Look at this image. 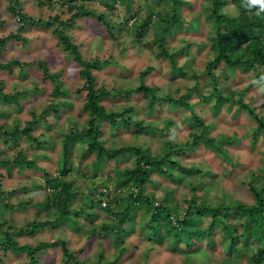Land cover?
I'll return each instance as SVG.
<instances>
[{
    "label": "rangeland",
    "instance_id": "1",
    "mask_svg": "<svg viewBox=\"0 0 264 264\" xmlns=\"http://www.w3.org/2000/svg\"><path fill=\"white\" fill-rule=\"evenodd\" d=\"M69 3L68 0H18L15 6L12 0H0V38L4 39L10 35L7 40L0 41V61L3 63L16 59L21 61V64L12 63L8 68L0 69L2 130H11V125L16 123L23 127L31 117L32 111L40 113L50 101L55 104L44 119H39L38 124L30 130V137L23 132L19 133L15 139H11L10 135L0 134V149L3 152L1 157L11 158L15 149H21L27 157L35 159L40 167L42 166L50 173H56L63 160L61 141L64 134L71 127L80 128L88 117V113L80 110L85 96L84 90H77L83 83L79 75L80 66L73 60L69 50L61 45L54 30V27L59 30L58 28L61 27L59 22L74 12V9L71 12L67 10ZM74 3H81L95 15L77 18L71 28L63 27L62 29L70 37V41L78 45L84 58L98 57L100 61H108L103 63L100 69L93 70L98 85L103 84L108 89L125 90L133 89L142 80L147 84L156 85L158 94H182L186 90L185 78L173 80L169 59L158 55L157 43L153 41L154 26L156 22H159L160 17L176 14L181 19V23L172 25L171 34L166 36L164 47L175 54L177 66L181 67L183 73L192 71L191 73L195 72L199 75L197 86L199 93L212 91V84L207 83L209 75L203 71L205 63L212 56L209 51V38L215 32L212 18L207 16L210 12L209 0H178L179 5L174 7L170 6V0H74ZM13 5L15 12L10 10V6ZM150 9L153 12L151 20L146 25H142L141 21ZM235 10L231 0H227L220 12L236 16ZM18 13L33 16L36 19L33 22L23 20ZM54 16H57V19L52 20ZM97 16L101 19H97ZM45 20H49V24L45 23ZM16 33L20 36L16 37L14 35ZM147 65L152 66V70L143 79L139 78L140 71ZM42 66H45L47 71H44ZM218 66L219 68L216 67L214 70L220 79L218 87L234 100L222 102L220 115L218 114L220 120L211 127V131L216 137L227 135L233 140L235 139L233 136L236 137L231 144L223 145L225 147L223 149L231 156V162L223 159L221 155H216L200 143L178 156L179 165L182 168L195 167L199 171L190 170L184 173L181 181L173 180L167 175L162 177L152 174L153 180L145 184L144 191L150 192L156 203L164 198L168 200V203L177 201L182 209L180 217L183 216L186 205L184 199L190 197L192 186L196 194L202 196V200L212 205L220 202L227 203L233 199L251 203L253 201L251 191L244 180L250 173L256 176L264 173V138L260 136L262 132H259L260 135L254 137L255 140L252 142L251 132L257 122L245 109L240 110L236 107L238 105L236 98L242 94L245 102L251 105L256 104L257 114L264 112V94H258L246 83L251 78L250 74L255 75L256 72L251 68L246 72L239 67L236 73L231 75L230 71H225L227 67L222 63ZM261 71L264 74V67ZM52 78L54 80H51ZM187 81L192 83L194 80L188 76ZM54 84L60 85L58 86L60 92L55 95L52 94ZM239 90L241 91L237 94ZM16 91H21L17 103L6 100V93ZM197 91H190L187 100L189 103H195L194 112L198 116L211 122L213 114L209 107L212 96L205 98L202 103H197ZM102 103L106 109L114 110L116 113L126 107L134 106L145 123L154 125V130L151 128V132L148 130L147 134H139L136 138L132 134L131 125L129 128L119 127L115 130L111 128L109 121L105 120L101 127L102 135L98 136L104 144L145 141L149 143L152 150L161 152L165 139L171 140L169 137L173 130L176 133L173 142L180 143L189 138L188 133L191 128L188 127L190 113L187 108L173 106L165 101L159 103L158 100L152 116H148L142 98H138L131 91L112 94ZM53 107L57 109L54 110ZM171 117L177 121V125L166 126L165 130H161L162 122ZM75 136L70 151L72 171L71 174L66 175V178H70L78 190L74 204H80L82 201L80 198L86 200L85 193L104 188L102 181L106 180L107 174L111 176L108 193L112 195L115 191H121L122 187H113L112 181L115 176L107 168L112 166V162L120 169L130 167L133 165L132 158L129 155L119 156L117 161L106 163V169L98 170L94 175L91 166L85 165L89 159L83 155L81 140L77 135ZM5 139L7 143L3 142ZM10 169L8 172L4 167H0L2 188L7 192V201L13 206L9 211H4L0 204V234L5 228L14 229L24 225L30 228L27 224L33 219L52 220L53 217L46 216L43 212L37 214L36 206L27 201L30 196L33 197V201L41 198L36 193L40 186L34 178L42 181L43 171L26 168L18 171L17 167ZM260 185L259 183L258 186ZM127 193V190L121 191L125 199L124 203H128ZM118 208H120L119 205L115 209L119 211ZM140 211L143 212V209L140 208ZM84 215L83 213L81 217H75V220L80 221ZM242 216L247 217L239 211L236 216L229 217L232 220L229 226L236 229L233 231L238 240L236 245L242 243L247 236L246 233L239 236L248 230L242 222L246 217ZM113 217L114 215L109 211L97 209L92 218L93 221L85 218L84 223L76 222L75 225H71L52 220L51 223L37 226L34 230L30 228V232L27 230L21 233L15 232L13 239L19 243L32 245L39 241H57L54 245L46 246L43 251L36 253L37 264H73V260L66 259L62 255L59 239L64 238L68 248L74 251L79 260L91 261L99 252H103L106 258L111 259L116 252L112 233L97 229L94 234H90L89 229H92L94 225L112 221ZM193 217L196 219L198 215L194 214ZM138 218V216L134 217V219ZM210 220L207 214L201 217L199 220L201 227L207 228ZM7 222L11 223L10 228ZM142 223L148 227L150 221ZM256 225L259 224H251L252 227ZM261 226V231H264V221ZM129 229L130 232L122 244L126 249L115 264H182L183 262L220 264L223 257L228 256L229 253L233 264H245L250 261L249 255L256 243L254 230H248L250 245L246 247L247 250L241 251V257L230 249V247L234 249V246L229 244L228 237H223L221 225H218L216 231L209 235L210 237L198 236L194 237L195 241L186 238L173 242L170 237L162 238L152 232L144 234L131 221ZM155 238H161L160 242ZM153 245L155 248H150ZM27 256L25 252L14 253L10 248L7 250L0 248V264H32Z\"/></svg>",
    "mask_w": 264,
    "mask_h": 264
},
{
    "label": "trees",
    "instance_id": "2",
    "mask_svg": "<svg viewBox=\"0 0 264 264\" xmlns=\"http://www.w3.org/2000/svg\"><path fill=\"white\" fill-rule=\"evenodd\" d=\"M14 5L18 4V0H12ZM69 6L67 10L71 13L66 19L61 20V27L56 30V38L60 41L64 48L68 49L69 53L73 55V60L80 66L79 75L83 79V83L77 88L78 91L84 90L85 96L82 101L81 111L88 113V117L80 128L71 127L69 131L64 134L62 139V156L60 165L57 168L56 173H50L42 166L40 167L36 160L27 157V155L21 149H15L14 155L9 157H1L3 152L0 149V167H4L8 172L10 168L17 167L20 171L24 168L26 169H40L43 171L42 181L38 178L36 181L40 186L37 194L41 198L32 200L33 197H28L27 201L32 203L37 208V214L43 212L46 216L53 217L52 220H57L61 223H67L75 225L76 222L84 223V219L87 218L89 221H93V216L97 212V209L109 211L114 215L112 221H107V223H101L100 225H94L92 229H89L90 234H94L98 229L107 231L106 233H112L113 245L116 248V252L113 258L109 259L104 256L103 252H99L96 258L91 261L79 260L76 258L74 251L70 250L67 246L66 239H59L60 246L62 249V255L66 259L73 260V264H115L118 257L125 251L126 247L123 246L124 238L130 232L129 225L130 221L132 224L141 229L145 234L147 232H152L155 235H160L162 238L170 237L173 241H179L186 238L195 241L194 237L207 236L210 237L213 232L216 231L218 225H221L223 237H228L229 244L234 246V254H239L241 256V251L247 250L249 247V235L250 231L254 230V235L256 236V243L253 250H251L249 255V260L245 264H262L264 261V231H261L262 221H264V173L262 175H257L250 173L248 178L245 179L249 191H251L253 201L251 203H246L242 200L233 199L229 202H220L219 204L212 205L202 200V196L196 194L194 186L190 188V197L185 198L183 216L180 217V212L182 209L177 201H172L168 203L167 199H162L159 203H156L154 196L150 192H146L145 184L152 181V174H156L164 177L177 179L181 181L183 174L189 172L190 170L199 171L195 167H181L178 156L186 153L187 150H191L198 144L203 143L206 148L208 147L216 155H221L223 159H227L231 162V156L229 153L223 149L225 148L224 143L231 144L233 140L231 136L220 135L217 137L212 134L211 127L215 125L217 120H220V109L222 107V102L224 100H229L232 102L234 99L224 93L221 88L218 87L219 76L215 73V68H219V64L222 63L230 71L231 75L236 73L239 67L244 71L248 69H253L256 72V77L258 78L262 75L261 69L264 67V14L256 16L249 13L247 10L241 7V0H231L236 9H239V15L231 16L220 12V9L227 0H209V10L207 16L212 18L213 26L215 27V32L212 37H210L209 51L212 56L207 60L204 65L203 71H206L209 75L207 83L212 84V91L208 93H199L197 91L198 78L199 75L192 71L183 73L181 67L177 66L175 54L170 52L166 47H164L166 36L171 34L172 25L175 23H181V19L178 18L176 14L172 16L162 15L159 22L155 23L154 26V36L153 41L157 43L158 55L168 58L171 67L170 72L172 78L179 79L185 78L186 90L179 95L170 94H158V87L156 85L147 84L144 81L140 82L133 87V89L128 88L116 90L114 88L108 89L103 84L98 85L96 83V78L93 70H98L102 67L103 63L108 62L100 61L98 57L95 58H84L78 49V45L70 41V37L63 31V27L71 28L75 24V20L86 15H95L93 11H88L81 3H74V0H68ZM41 4V3H39ZM10 6V10L15 12V8ZM178 0H170V6H178ZM90 13V14H89ZM23 20H29L33 22L36 18L33 16L18 13ZM153 12L150 9L146 17L141 21L142 25H146L151 20ZM97 19H101L97 16ZM57 19L54 16L52 20ZM81 19V18H80ZM102 23L104 21L100 20ZM45 23L49 24V20H45ZM105 24V23H104ZM108 24V23H107ZM109 25V24H108ZM19 37L18 33L14 34ZM10 35L6 36L4 39L0 38V41L7 40ZM21 64L18 59L12 61H6L5 63L0 61V69L8 68L9 64ZM40 65V64H39ZM43 67V66H42ZM44 71L45 66L43 67ZM221 68V67H220ZM152 70V66L147 65L145 69L140 71L139 78L143 79ZM180 72L182 74L180 75ZM46 73V72H45ZM191 76L193 82L189 83L187 77ZM227 78L228 75L226 74ZM51 80H54L53 78ZM60 85L54 84L53 95L59 93ZM196 90L198 92L197 103H202L205 98L212 96V103L210 104V111L213 114V119L211 122L205 121L200 115L198 116L194 112V104L189 103L187 97L189 92ZM131 91L137 95L138 98H142L143 105L146 108V114L152 116L155 110L156 104L160 102H168L173 106L187 108L189 111V121L188 127L190 132L188 133L189 138L184 142H173L172 140L165 139L164 146L161 152H155L151 149L149 143L143 141L142 143L131 142L125 144L111 143L104 144V142L99 139L98 136L102 135V124L105 120L109 121L112 129L117 130L119 127L129 128L131 125L132 134L138 138L139 134L146 133L151 128L154 130V125L147 124L139 116V112L135 110L134 106H129L122 109L119 113L114 110L106 109L102 101L109 97L110 95H115L117 93H125ZM241 90L237 91V94ZM212 94V95H210ZM21 95V91H16L13 93H6V100H13L18 102V97ZM242 94L236 98L238 109H245L251 118L257 123L253 127L251 132L252 142L255 140L254 137L259 136L262 132L264 138V112L257 114L256 104L251 105L242 99ZM52 106H55L52 101L47 104L40 113L35 111L31 112V117L25 122L23 127H20L19 123L11 125L10 129L2 130L0 125V134L10 135L11 139H15L19 133H25L29 137L30 130L33 129L39 122V119H44V117L52 110ZM220 107V108H219ZM200 108V107H199ZM56 110L57 108H54ZM219 114V115H218ZM145 115V114H144ZM145 115V116H147ZM157 121V120H156ZM214 121V122H213ZM154 122V121H152ZM175 119L168 118L164 120L161 124V130L165 128L177 125ZM154 124V123H153ZM158 128V130L160 129ZM77 135L81 140L84 151L83 155H86L89 160L85 163L86 166L90 165L92 173L95 175L98 170L106 169V163L111 161H117V158L122 155H129L133 160V165L130 167H125L120 169L116 164L112 162V166L107 169L110 170L111 174L115 176L112 181L113 187H122L121 191H128L127 197L128 203H124L123 195L121 191H115L112 195L108 193V188L110 184L111 176L107 174L106 180L104 179L102 189L97 188L92 190L90 193H85L84 196L87 197L86 200H82L80 204H74L77 199L78 190L74 187L73 181L70 178H66V175L71 174V164H70V151L72 147L73 138ZM3 142L7 143L5 139ZM10 146V145H8ZM17 150V151H16ZM180 152H182L180 154ZM101 173V171H99ZM80 173V172H79ZM261 184L258 186V184ZM36 184V185H37ZM7 192L2 188L0 181V204L4 208V211L12 209V203L7 201ZM79 198V197H78ZM105 201L107 204L105 205ZM124 203V204H123ZM103 204V205H101ZM122 204L124 206H122ZM120 208L119 211L116 210V206ZM103 208V209H102ZM143 209V212L140 211ZM181 209V210H180ZM139 211V212H138ZM243 212L247 215L243 225L247 227L246 232L239 234L241 236L246 233L244 241L239 245L235 243L238 241L233 231H236L235 227H230L232 220L229 217L236 216L237 212ZM84 218L80 221H76L75 217H81L82 214ZM198 215L195 219L193 215ZM210 216V223L207 228L201 227V217L204 215ZM138 216V219H134ZM52 220H31L27 226L34 230L37 226H44L52 222ZM78 220V219H77ZM135 221V223H134ZM143 221H150L148 227L142 225ZM3 223V222H2ZM259 224L252 227L251 224ZM9 228L11 223L7 222ZM153 224V225H151ZM249 225V227H248ZM252 227V228H251ZM30 228L24 226L15 227L14 229H3L0 234V248L7 250L10 248L14 253H27L28 259L32 264H37L38 258L35 256L37 252L43 251L46 246L54 245L57 241L52 242H41L32 245L28 243H19L17 240L13 239L15 232L21 233L27 230L30 232ZM15 230V231H13ZM161 239V238H160ZM160 239H156L160 242ZM193 242L191 243V245ZM154 249L155 246H150ZM242 257V256H241ZM189 264V263H182ZM220 264H233L231 259V254L223 257Z\"/></svg>",
    "mask_w": 264,
    "mask_h": 264
},
{
    "label": "clouds",
    "instance_id": "3",
    "mask_svg": "<svg viewBox=\"0 0 264 264\" xmlns=\"http://www.w3.org/2000/svg\"><path fill=\"white\" fill-rule=\"evenodd\" d=\"M241 7L256 16L264 14V0H241ZM234 14L239 15V9H236ZM250 75L251 78H249L246 83L253 87L258 94H264V74L260 75L258 78L255 77V75ZM175 138L176 133L175 130H173L169 139L175 140Z\"/></svg>",
    "mask_w": 264,
    "mask_h": 264
}]
</instances>
